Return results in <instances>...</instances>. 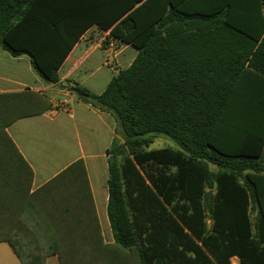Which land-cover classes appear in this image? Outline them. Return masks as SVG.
<instances>
[{
	"label": "trees",
	"instance_id": "obj_1",
	"mask_svg": "<svg viewBox=\"0 0 264 264\" xmlns=\"http://www.w3.org/2000/svg\"><path fill=\"white\" fill-rule=\"evenodd\" d=\"M93 23L137 49L100 93L63 84L117 122L112 241L81 159L30 190L6 128L50 102L24 89L0 92V242L20 264H264V0H0V47L57 83ZM156 136L176 148L145 151Z\"/></svg>",
	"mask_w": 264,
	"mask_h": 264
},
{
	"label": "crops",
	"instance_id": "obj_2",
	"mask_svg": "<svg viewBox=\"0 0 264 264\" xmlns=\"http://www.w3.org/2000/svg\"><path fill=\"white\" fill-rule=\"evenodd\" d=\"M136 53L137 49L132 45L113 39L109 29L90 24L58 67L59 82L47 83L36 74L26 54L12 56L0 47V92L31 89L50 102V107L42 113L20 117L6 128L32 170L30 190L37 189L70 163L81 159L100 232L106 242L112 241L106 216L107 149L114 136L121 140L114 132L117 122L108 111L83 101L63 84L69 81L90 92L100 93L119 69L131 63ZM64 99L69 110L54 111L53 106ZM58 186L68 188L66 182H60ZM7 246L0 247V253L9 259L16 258L11 247ZM10 262L20 264L13 259ZM45 264H59L57 256H48Z\"/></svg>",
	"mask_w": 264,
	"mask_h": 264
},
{
	"label": "rangeland",
	"instance_id": "obj_3",
	"mask_svg": "<svg viewBox=\"0 0 264 264\" xmlns=\"http://www.w3.org/2000/svg\"><path fill=\"white\" fill-rule=\"evenodd\" d=\"M95 53H93V57H95ZM163 147H170V148H176L175 144L168 138H165L163 136H156L152 138L151 143H149L148 146L144 147V150H153V149H159ZM169 171H174V167H170ZM210 221L207 220V224L209 225ZM0 247H8L6 243H0ZM1 254V253H0ZM0 264H11V260L18 261L17 258L9 259V257H5L4 255H0ZM15 257V256H12ZM16 259V260H15ZM232 264H238V259L236 257H231Z\"/></svg>",
	"mask_w": 264,
	"mask_h": 264
},
{
	"label": "built area",
	"instance_id": "obj_4",
	"mask_svg": "<svg viewBox=\"0 0 264 264\" xmlns=\"http://www.w3.org/2000/svg\"><path fill=\"white\" fill-rule=\"evenodd\" d=\"M52 109L54 111H56L58 109L63 110V111H68L69 110V106H68L67 101L64 99L60 103H57L56 105H54Z\"/></svg>",
	"mask_w": 264,
	"mask_h": 264
},
{
	"label": "water",
	"instance_id": "obj_5",
	"mask_svg": "<svg viewBox=\"0 0 264 264\" xmlns=\"http://www.w3.org/2000/svg\"><path fill=\"white\" fill-rule=\"evenodd\" d=\"M70 91L76 93L79 96H85V93H83L79 88H77L76 86H72L70 87ZM114 156L109 155V160H113Z\"/></svg>",
	"mask_w": 264,
	"mask_h": 264
}]
</instances>
